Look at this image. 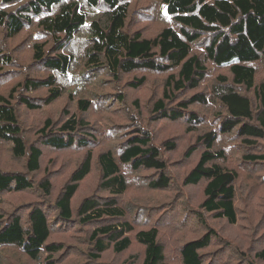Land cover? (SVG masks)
Here are the masks:
<instances>
[{
    "label": "trees",
    "instance_id": "1",
    "mask_svg": "<svg viewBox=\"0 0 264 264\" xmlns=\"http://www.w3.org/2000/svg\"><path fill=\"white\" fill-rule=\"evenodd\" d=\"M129 1L0 0V35L11 39L33 27L42 38L31 42V61L48 71L43 78L25 74L8 90H0V139L11 144L12 155L24 161L27 171L0 168V197L5 192L33 193V199L21 203L15 199L6 211L0 212V247H12L28 261L61 263L75 248L73 243L66 245L62 240L52 239L53 231L57 226L73 224L88 230L82 237L87 248L80 250L81 259L75 264H103L102 257L107 251L124 256L123 264H171L159 240L158 223L171 220L163 215L152 218L156 213L148 214L145 220L150 223L137 228L143 218L136 213L137 207L146 205L124 198L132 188L129 183L134 184L125 175L129 168L134 178H143L150 191H167L173 186L170 173L174 169L185 170L177 188L201 185V201L190 207L182 220L198 236L180 240L177 264H210L213 252L226 254L232 249L224 243L223 247L207 250L213 242L224 241L210 227V217L229 225L238 220V170L222 164L227 151L216 147L220 135L234 133L241 138L244 150L241 162L250 171L264 168V81H259L256 68L259 64L264 71V0H161L162 14L172 24L149 36L131 28ZM0 48L3 50L0 49V77H3L14 59ZM77 59V63L82 61L80 68L73 66ZM210 65L227 71L217 76L211 94L210 88L202 86ZM138 71L164 76L161 96L150 101L145 120L140 118L143 116L138 112V99L132 102L135 108L123 105L128 124L131 121L138 126L129 130L116 152L86 151L51 202L54 190L51 176L45 172L38 182L31 176L40 172L45 148L85 147L89 141L97 140L94 127L86 119L87 112L97 107L94 99L74 98L77 88L64 96L61 85L64 82L58 77L66 82L74 78L88 85L103 72L120 86L123 76ZM127 83L130 88H138L145 84V76H134ZM40 88H47L41 100L30 97V92ZM120 90L113 93V99L122 105L126 93L124 88ZM60 97L68 100L66 109L74 102L84 117L65 109L63 120L56 125L52 118H46L37 131L39 139L27 145L18 107L37 109ZM216 102L224 112L217 116L218 129L209 127L205 133H197L194 142L185 147L183 139L179 143L178 134L162 137L173 130L154 134L153 123L179 120L186 123L184 133L193 136L198 132L193 127L203 119L189 107L199 104L209 108ZM204 119H209V114L205 113ZM94 165L98 173L92 185L94 192L86 197L82 192L75 199L80 185L91 180ZM180 194L177 190L160 207L170 208L175 201L180 202ZM182 204L186 207L188 203ZM201 228L202 232H197ZM134 244L142 248L139 255L131 253ZM66 251V256H60ZM255 255L252 260L247 253L238 252L239 264L264 260V247Z\"/></svg>",
    "mask_w": 264,
    "mask_h": 264
},
{
    "label": "rangeland",
    "instance_id": "2",
    "mask_svg": "<svg viewBox=\"0 0 264 264\" xmlns=\"http://www.w3.org/2000/svg\"><path fill=\"white\" fill-rule=\"evenodd\" d=\"M129 4L131 28L133 30L137 29L143 31L144 36L154 35L163 26L172 24L171 21H169L171 19L166 18L162 14L163 7L161 0H130ZM41 38L42 35L39 32L37 33L33 27L24 29L21 34L11 39L0 35V47L12 55L14 59V64L8 66V71L10 73L8 72L3 77H0V90H8L12 85L17 83L19 79L24 78L25 74L26 76L30 74L36 78H43L46 74H48L46 69L36 67L31 61V42H38L36 40H40ZM77 62L78 59L73 62L74 65H72L74 68H80V65L82 64V61L80 63ZM256 68H258L259 81H264V71L260 69L261 66L258 64L256 65ZM226 72V69L215 68L210 65V73L205 80L206 82L202 83V86H204L206 90L210 88L211 94L212 86L216 83L217 76ZM134 76H145V84L139 86L138 88H130L127 81H131ZM163 77V75H156L154 73L145 74L138 71L130 75L123 76L119 82L122 83L120 86H116L114 82L110 80V77L103 74V72L99 73V75H97L96 78H94L88 85L86 82L82 84V82L77 81L74 78L71 81L66 82L60 76L58 77L59 81L64 82V84H61L64 85L63 95L66 93L69 94L71 93V90L77 88L78 92L73 95L74 98L94 99L93 102L97 107L95 108L94 106L93 109L87 112L86 119L89 122L90 127H94L93 133L95 134L97 140L89 141L88 146L85 147L73 145L71 148L60 150L45 148L41 158L40 172L32 173L31 176H34L33 178L37 182L43 175H45V172L51 176L54 185L51 202H53L56 198L59 189L63 186L62 184L67 180V176L70 175V172L73 171L77 167L78 163H80L83 159L86 151L91 150L92 153L96 154L99 151L112 149L116 152L120 144L124 141L126 135L129 133V130H132L134 126H138L136 123H132L131 121L130 124H128L129 122L126 117L127 113L125 112L123 105L132 107V102L135 99H138L140 106L138 112L144 117L140 118L145 120V116L149 113L148 105H150V101H154L161 96ZM122 88H124V92L126 93L125 104L123 103L120 105L119 102L116 103L114 101L113 98L115 97L113 96V93L118 91L121 92L120 89ZM46 89L47 88H40L38 90H34L30 92L29 95L30 97H36L41 100V97H44L47 94ZM192 93L193 92L189 95ZM249 95L253 96L252 93H249ZM110 97L113 100L109 99ZM67 101V99H62V97H60L54 103L50 105H42L37 109H28L26 106L18 107V118L21 128L23 129V139L27 145L32 144V142L34 143L39 139L37 131L42 126L46 118H52L54 125H56L57 121L63 120L62 115L66 110L67 112L76 115L79 114V116L84 117L77 111L74 102L69 104V107L66 109V106L68 105L66 104ZM189 109L201 114V118L203 119L199 125L193 127L195 131H198L193 136H191L190 133H184L186 123L179 120L153 123L154 134H163L165 131L168 132L169 130H173L169 131L162 137L172 135H176L178 137L179 135V143H182L183 141L186 142V144L183 143L182 145V147H185L189 142H194L198 134L205 133L209 127L210 129H218L217 126L219 125L220 117L217 116L224 112L217 102L215 103V106H210L209 108L204 105L194 104L193 106H190ZM205 113L209 114V119H204ZM141 124H143V122H141ZM155 135H153V137ZM181 139H183V141H181ZM240 139L241 138L235 136L234 133H230L229 135H220L216 145V147H224L227 151V159L225 162H222V164L227 165L230 168H237L238 170L239 176L236 182V206L238 207V220L236 224L229 225L224 221L215 220L213 217H210V227L214 228L225 242L215 241L207 250L217 249L224 243H226L227 246L232 247L231 250L226 251V254L223 250L221 253L217 251L216 255H214L215 253L213 252V254L210 255V264H239L238 252L247 253L253 260L256 256L255 253L264 247V168L252 169L254 171H250V168L241 162L244 150ZM0 168L3 170H20L27 173L24 161L22 159H16L12 155L11 144L1 139ZM95 168L97 169L94 165V168L89 176L91 177V180L87 179L80 185L81 188L79 187V191L76 193L75 199H78V196L82 192H84L85 197L94 192L95 187L92 185L96 182L98 174ZM128 169L125 170V175L133 180L134 184L129 183L132 188L128 191L124 198L126 200L129 199L130 201L138 200L140 204L144 203L146 205V207H137L138 210L136 213H141L143 215V218L141 219L142 221L137 224V228H143L145 225L150 223V221L145 220V216L148 214L153 215L156 213V215H153L152 218H157L158 215L160 218L162 215L164 218H169L171 221H165L164 223H161V221L158 222L161 230L159 233V240H161L164 244V253L167 257V261L171 264H177L178 257L176 255V249L179 246L180 240L183 238L186 240L198 236L197 234L192 233V228L187 227L182 220L185 212L190 207L196 206L199 201H201V185L187 186L184 190L177 188L182 183L185 170L174 169L170 173L173 186L169 187L167 191H150L143 178H134V174L129 171L130 169ZM129 173L131 174L128 176ZM137 176H140V174H137ZM177 190L179 191V194L181 193L178 200L180 202L174 200L175 202L172 207L169 208V205L160 207L162 203L170 201L172 198L168 200V197L170 195L174 196ZM106 195L107 194L102 196ZM15 199L19 203L27 202L28 200L33 199V193L28 191L17 193L5 192V194H2L0 197V212L6 211L7 208L13 204L12 202ZM121 200L122 202H125L122 198ZM152 201L153 203L151 204ZM184 202L188 203L186 207L182 204ZM130 205H132V203ZM22 211L26 212L25 210ZM134 213L135 212L132 211L130 215L133 217ZM171 213L180 214V216H176V214L172 215ZM22 216L24 217V215ZM53 217V214L50 213L49 218L52 219ZM63 227L64 228L57 226L54 229L52 239L62 240L66 245L73 243L75 250L70 252L61 263L57 264H75L76 261L78 262L81 259L79 253L80 250L87 248L85 240H83L82 237L85 235V231L88 230H86L85 227L81 228V226L73 224L67 226L65 225ZM87 228L89 229L88 226ZM202 230L203 229L201 228L197 232L201 233ZM13 249L14 248L12 247L6 246L0 247V264H38L36 262L34 263L28 261L21 254L16 253ZM140 252H142L141 246L134 244L132 246L131 253L139 255ZM66 255L67 251L64 255L60 254V256ZM124 258V256H116L112 253V251H107L102 257L105 262L103 264H123ZM255 263L264 264V260L260 261L255 259ZM39 264H46V262L42 259Z\"/></svg>",
    "mask_w": 264,
    "mask_h": 264
}]
</instances>
